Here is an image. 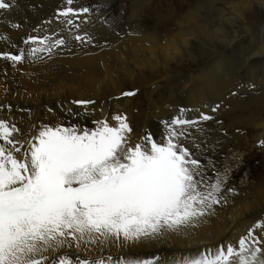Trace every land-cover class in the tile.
I'll list each match as a JSON object with an SVG mask.
<instances>
[{
    "label": "bare ground",
    "instance_id": "bare-ground-1",
    "mask_svg": "<svg viewBox=\"0 0 264 264\" xmlns=\"http://www.w3.org/2000/svg\"><path fill=\"white\" fill-rule=\"evenodd\" d=\"M148 1L134 0L124 8V2L109 0H72L70 5L67 0H8L14 6L0 10V37H7L0 39V53L19 54L23 49L24 59L15 65L0 59V119L22 132L31 128L30 135H36L41 125L84 123L90 129L96 127L94 120L102 118L114 125L112 116L120 114L127 118L132 129L129 143L135 146L146 131L160 141L164 123L182 115L198 121V129L189 128L187 138L181 137L180 142L190 152L195 150L207 171L205 176L214 180L215 169L228 172L232 168L237 155L230 147L238 145L242 137L216 132L215 127L224 129L220 119L225 118L229 132L236 125L251 128L254 138L264 139V121L259 115L248 116L250 110L264 109V0H237L229 5V14H206V8L201 11L198 6L181 14L183 1L178 0L176 7L165 3L169 10H160L155 3L151 7ZM67 8L77 12L73 26L57 16ZM83 8L89 12L80 13ZM250 22L254 24L250 26ZM13 24L19 27L13 28ZM76 35L82 40H75ZM29 37L35 42L25 44ZM56 39H64L65 44L56 45ZM31 48L45 51L29 56ZM200 58L207 61L204 68L199 72L189 68ZM172 64L177 70L189 69L169 77ZM132 86L149 92L134 99L124 96L132 92ZM78 100L93 103H73ZM225 104L236 114L230 109L225 112ZM201 114L211 119L201 121ZM217 149L224 154L221 160ZM254 171L260 169L254 167ZM219 175L223 188L233 190L232 181L224 173ZM237 186L236 193L221 192L213 214L201 218L195 227L137 242L108 241L103 247L82 244L78 254L111 256L114 261L138 258L153 264H183L222 243L235 245L249 229L260 237L264 228L254 225L264 224V180H241Z\"/></svg>",
    "mask_w": 264,
    "mask_h": 264
},
{
    "label": "snow or ice",
    "instance_id": "snow-or-ice-1",
    "mask_svg": "<svg viewBox=\"0 0 264 264\" xmlns=\"http://www.w3.org/2000/svg\"><path fill=\"white\" fill-rule=\"evenodd\" d=\"M13 6L0 0V10ZM76 15L72 8L57 13L69 26ZM30 40L35 42L29 37L24 43ZM55 44L63 45L65 40L56 39ZM38 50L45 51L31 48L28 55ZM0 59L21 63L24 50L2 52ZM73 103L86 106L93 101ZM112 119L114 125L107 118L94 120L93 129L41 125L36 135H30L31 128L22 132L0 119V264H153L78 253L82 244L103 247L108 241L137 242L179 233L213 214L223 181L218 173L214 180L206 177L204 166L180 142L189 128L198 129V121L181 115L164 123L160 141L146 131L132 146L126 116L117 114ZM209 119L200 116L201 121ZM183 264H264V232L257 237L249 229L235 245L222 243Z\"/></svg>",
    "mask_w": 264,
    "mask_h": 264
},
{
    "label": "rangeland",
    "instance_id": "rangeland-1",
    "mask_svg": "<svg viewBox=\"0 0 264 264\" xmlns=\"http://www.w3.org/2000/svg\"><path fill=\"white\" fill-rule=\"evenodd\" d=\"M109 1H112V2L115 1L114 3H117V4H122L124 2V6H123L124 8H125V4L127 5V4H131V3L134 2V0H109ZM179 1H183L182 4L185 6V9L183 11H181V14L187 13L190 9H193L196 6L201 8L200 9L201 11H203L206 8L203 11L206 14H213L214 12H219L220 13V11L229 14L230 13L229 5H231L233 2H235L237 0H179ZM179 1L178 0H152V1L149 0L148 3H150L151 7L155 3V4H157V6H159L160 10H163V9L164 10H169V7L166 6L165 3L170 4V7H176L177 4H178L177 2H179ZM150 5L148 4V7H150ZM209 5H211L212 7L211 6L209 7ZM155 9H157L156 6H155ZM209 10L211 11V13H210ZM143 12H145V11L140 12L139 15L141 16V14ZM137 17H139V16H137ZM255 23H259V20H257ZM249 24H250V26H252V24H254V23L250 22ZM205 63L207 64V61L206 60H202L200 58V60H198V62H196L195 64L193 63L189 68L199 72L200 69L205 67V65H206ZM169 67H171V69H170L171 71L168 72V74L170 75L169 77H171V76L175 77V76L183 75L189 69L187 67L186 68L184 67V69L182 68V69H179V70H177L176 68L174 69V67H176L175 64H172ZM242 72H244V69L242 70ZM158 73L160 74L161 72H158ZM209 73H210V70L208 69L207 75ZM262 75L263 76H261V78H264V73ZM235 77L239 78V76L237 74H235ZM132 87H133L132 88V92L134 94H136L135 97H134V95H132V99L136 98V96H138L139 94H143V93L146 94L147 92H149V89L146 91V90H143L142 88L139 89L136 86H132ZM227 109L231 110L232 115L236 114V113H233V108L231 107V105L225 104V106H223V110L225 112H227ZM218 112L220 113V110ZM258 115H259V118L262 121H264V109H262V108L256 109V110H250L248 116H258ZM219 121H220L219 123H222V125L224 127V129L222 128L223 130L220 129L222 126L216 129V127L214 125H210V128L212 126H214L216 132H220V130H221L223 133H226L227 136L228 135L233 136L234 134H237V135H241L242 134L241 135L242 137H240L242 140L239 139L240 143L238 145L233 143L232 146L230 147L231 149L232 148L235 149V154L237 155L235 158L232 159V164L233 165H232V168H230V171L226 172L225 171L226 168H224V169L221 168L220 169V167H219V168L215 169V171H213L212 177L215 176L217 173L218 174H223L224 173V175H226L227 181H229L228 179H230L232 181L231 182L232 183V188H233V190H235V191H232V192H235V193H236V190L239 189V187L237 186V183L239 181H241V180L246 181V182H251V183H255L256 181L259 182V181L264 180V144L261 143V142H264V139L262 141H259L257 138H254V136L256 134H255L254 130H252L251 128L244 129L242 127L234 125V126L231 127L230 132H229L228 131L229 128L227 127V123H226L225 118L220 119ZM78 126H80V125H78ZM225 128H227V129H225ZM90 129H93V128H90ZM240 144H244L245 146L240 148L239 147ZM184 145L186 146L187 144L185 143ZM217 150H216L217 158L219 157V160H221V158L224 156V154L222 153L221 149L218 150V151ZM194 151H191V154H192L193 158L198 160L201 165H204L203 162L200 159L196 158ZM254 167L260 169V172H258V173L255 172L254 171ZM206 172L207 171H204V174ZM229 189H231V188H229V187L225 188V189L223 188L222 192L226 193V192L229 191ZM240 190H244V189H240Z\"/></svg>",
    "mask_w": 264,
    "mask_h": 264
}]
</instances>
